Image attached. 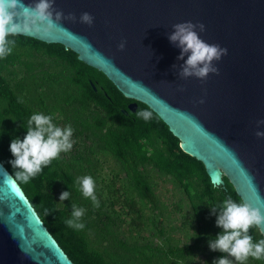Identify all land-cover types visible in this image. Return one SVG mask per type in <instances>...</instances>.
I'll use <instances>...</instances> for the list:
<instances>
[{
    "label": "water",
    "instance_id": "water-1",
    "mask_svg": "<svg viewBox=\"0 0 264 264\" xmlns=\"http://www.w3.org/2000/svg\"><path fill=\"white\" fill-rule=\"evenodd\" d=\"M54 8L76 21L20 36L74 52L132 100L126 110L142 103L155 113L213 187L226 190L225 178L241 202L264 213V138L255 135L264 132L256 123L264 120V0H55ZM84 12L94 17L91 27L80 23ZM189 21L205 26L199 36L206 43L227 49L213 62L218 75L179 76L184 61L168 35ZM11 179L0 162V264H74Z\"/></svg>",
    "mask_w": 264,
    "mask_h": 264
},
{
    "label": "rangeland",
    "instance_id": "rangeland-1",
    "mask_svg": "<svg viewBox=\"0 0 264 264\" xmlns=\"http://www.w3.org/2000/svg\"><path fill=\"white\" fill-rule=\"evenodd\" d=\"M26 62L31 64V71L16 64L9 68L6 78L17 101L33 108L35 114L52 116L56 126L73 129V147L59 157L79 190L60 201L64 191L58 182L55 195L63 206L85 209L81 222L89 223L84 232L90 248L99 251L109 264H213L227 255L209 249V241L222 229L216 226L208 196L202 194L203 186L196 177L180 180L173 173L159 171L151 160L154 150L140 140L149 160L137 170L153 200L141 196L131 174L100 139L106 130L117 127L116 120H108L99 131L95 129L93 116L103 112L94 105L81 110L82 102L69 81L65 62L36 52ZM36 97L43 101L46 112L36 104ZM164 148L163 143L156 145V149ZM84 176H91L95 182L99 208L80 191L77 180ZM245 264L255 263L249 258Z\"/></svg>",
    "mask_w": 264,
    "mask_h": 264
},
{
    "label": "trees",
    "instance_id": "trees-1",
    "mask_svg": "<svg viewBox=\"0 0 264 264\" xmlns=\"http://www.w3.org/2000/svg\"><path fill=\"white\" fill-rule=\"evenodd\" d=\"M9 39L16 41L13 51L11 55L0 59V162L13 177L16 170L9 163L13 159L9 145L12 139L24 138L27 120L36 111L15 99L6 74L9 68L16 64H22L26 71H31L32 66L26 60L36 52L65 62L64 68L69 74L68 77L70 76L69 81L76 86L82 102L81 110L89 105L97 106L102 110L103 115H98L97 112L93 116L96 130L103 129L108 120H116L117 127L106 130L100 139L103 140L107 150L131 174L135 188L141 196L153 200L146 182L137 170L139 164H145L149 160L147 152L140 143V140H144L147 146L154 150L151 160L159 171L173 173L180 180L190 176L196 177L203 186L202 194L208 196L212 207L227 200V194L233 201L241 202L226 179V190L212 186L203 164L182 152L179 141L155 113L144 104L138 103L136 112L138 110L152 112V117L145 121L137 117L136 112L131 113L126 110L127 104L132 100L126 99L101 72L79 61L74 52L60 44H47L24 36L9 37ZM36 104L46 112L39 97H36ZM122 110L126 112L123 113ZM158 143L165 144V148L156 149ZM58 182L63 191L77 193L79 190L72 175L63 167L60 157L44 167L28 183L18 181V184L44 226L74 264H109L99 251L89 247L84 229L76 230L66 225L65 221L71 218L72 206L58 203L55 195ZM193 198L194 195L191 196V199ZM218 213V209L216 213L212 212L215 218ZM83 224L84 228L89 225V223ZM249 235L252 236L253 243L263 239L255 227L249 230ZM222 254L219 252V255ZM253 260L257 264V261ZM261 261V264H264V259Z\"/></svg>",
    "mask_w": 264,
    "mask_h": 264
},
{
    "label": "clouds",
    "instance_id": "clouds-1",
    "mask_svg": "<svg viewBox=\"0 0 264 264\" xmlns=\"http://www.w3.org/2000/svg\"><path fill=\"white\" fill-rule=\"evenodd\" d=\"M54 3L55 0H36L35 3L27 4L24 0H0V59L11 55L16 44V41L9 37L26 34L47 35L53 29L62 27V20L76 21L74 14L69 13L65 16L62 11L54 8ZM79 20L80 23L91 27L94 17L84 12L81 13ZM172 29L168 40L180 49L177 59L184 61L179 72L182 79L194 77L205 80L209 74H219L213 62H218L227 55V49L217 44H208L200 38L199 33L205 30L203 24H193L189 21L174 24ZM63 30L67 31V29ZM125 43V41L120 42L117 46L118 51L124 50ZM88 46L91 47V45ZM185 56H187L186 60ZM137 86L140 90L146 91L141 84L138 83ZM203 102V100L199 101V103ZM136 116L148 121L152 117V112L138 110ZM256 123L257 127H260L264 125V120ZM255 135L257 138H264V132L257 131ZM72 136L71 126L64 128L56 126L52 116L41 113L31 115L27 120L24 138L12 139L9 145V151L13 157L9 163L16 170L14 179H11L10 183L17 186L18 181L28 183L30 179L36 177L61 153L72 149ZM247 179L251 183L252 178ZM77 183L83 196L91 200L94 208H99L93 178L84 176L78 178ZM69 195V191L62 192L60 201L67 200ZM217 209L219 213L216 216V226L222 231L215 239L209 241V249L227 255L214 261L213 264H233L227 257H232L238 264H245L249 258L264 259V239L253 243V238L249 235V230L254 227L264 231V213L261 208L229 198L212 207V212L216 213ZM84 212L85 209L72 205L71 218L65 221L66 225L76 230H83L85 225L81 222V218Z\"/></svg>",
    "mask_w": 264,
    "mask_h": 264
}]
</instances>
